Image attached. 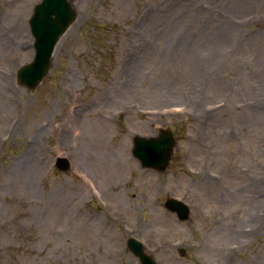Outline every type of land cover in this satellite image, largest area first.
Masks as SVG:
<instances>
[{
  "label": "rangeland",
  "instance_id": "1",
  "mask_svg": "<svg viewBox=\"0 0 264 264\" xmlns=\"http://www.w3.org/2000/svg\"><path fill=\"white\" fill-rule=\"evenodd\" d=\"M39 1L0 0V264H141L131 236L158 264H264V0H70L32 91ZM164 128L168 168L143 166L134 136Z\"/></svg>",
  "mask_w": 264,
  "mask_h": 264
},
{
  "label": "water",
  "instance_id": "2",
  "mask_svg": "<svg viewBox=\"0 0 264 264\" xmlns=\"http://www.w3.org/2000/svg\"><path fill=\"white\" fill-rule=\"evenodd\" d=\"M77 16L70 0H40L33 8L29 23L34 38L33 58L17 69V80L35 90L50 71L54 49L68 26ZM176 146L173 130L161 129L157 136L136 135L133 138V155L145 167L164 171L168 168ZM60 169H68L70 161L65 156L57 158ZM165 206L175 212L182 220L190 216V206L184 200L171 196ZM128 248L139 258L141 264H158L155 258L145 251L141 240L131 236L127 240ZM184 254L185 250L180 249Z\"/></svg>",
  "mask_w": 264,
  "mask_h": 264
},
{
  "label": "bare ground",
  "instance_id": "3",
  "mask_svg": "<svg viewBox=\"0 0 264 264\" xmlns=\"http://www.w3.org/2000/svg\"><path fill=\"white\" fill-rule=\"evenodd\" d=\"M29 20H30V19H29ZM29 25H30V23H29ZM33 143H35L34 140L32 141L31 146L33 145ZM26 159H27V156H24V157H23V160L25 161ZM106 169L108 170V168H106Z\"/></svg>",
  "mask_w": 264,
  "mask_h": 264
},
{
  "label": "flooded vegetation",
  "instance_id": "4",
  "mask_svg": "<svg viewBox=\"0 0 264 264\" xmlns=\"http://www.w3.org/2000/svg\"><path fill=\"white\" fill-rule=\"evenodd\" d=\"M16 75H17V72L15 73V77H16ZM16 79H17V77H16ZM17 83H18V81H17Z\"/></svg>",
  "mask_w": 264,
  "mask_h": 264
}]
</instances>
